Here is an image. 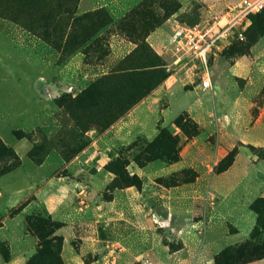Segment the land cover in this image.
Instances as JSON below:
<instances>
[{"label":"rangeland","instance_id":"374dc122","mask_svg":"<svg viewBox=\"0 0 264 264\" xmlns=\"http://www.w3.org/2000/svg\"><path fill=\"white\" fill-rule=\"evenodd\" d=\"M29 1H0V132L11 144L0 136L9 148L0 154V227L7 216L25 226L26 240L37 243L27 262L51 241L64 264H207L212 252L217 264L225 248L263 247L264 16L208 55L213 84L203 89L190 63L173 64L172 27L212 23L239 0H140L118 19L104 5L81 12V0ZM145 1L156 21L145 41L168 77L142 101L164 113L153 139L116 145L115 124L142 101L105 130L79 125L61 106L136 49L146 18L131 11ZM36 93L58 111L37 116ZM28 114V125L16 124ZM123 172L138 176L134 185L120 187L129 183ZM49 183L63 192L59 200L75 193L66 213L72 237L36 204ZM13 185L25 190L21 197L8 195ZM78 186L88 188L84 205ZM131 187L115 212V191ZM13 232L19 236L21 225ZM2 235L0 264L11 259ZM243 264H264V253Z\"/></svg>","mask_w":264,"mask_h":264},{"label":"trees","instance_id":"16d2710c","mask_svg":"<svg viewBox=\"0 0 264 264\" xmlns=\"http://www.w3.org/2000/svg\"><path fill=\"white\" fill-rule=\"evenodd\" d=\"M21 2L25 6L30 3L29 0H21ZM151 6L152 1H145L131 11L133 17L141 13L146 18L145 31L143 30L145 33L143 34L142 30H139L136 34L139 41L136 49L122 58L111 68L110 72L82 91L79 96L62 104L63 110L70 113L79 125L85 126L84 124L92 122L96 127L105 130L168 77L165 70L159 68L161 63L158 55L151 51L145 41L146 36L153 30L156 23ZM263 16L264 10L251 15L249 20L252 24L253 21ZM0 141L2 142L0 143V154H2L9 148L2 140ZM123 175L122 178L129 183L120 187L132 186L135 184L134 180L138 178V176H128L129 174L126 172H123ZM53 248L52 241L42 245L26 264H64L59 253ZM224 250L216 256L217 264H221L223 261L228 262L229 259H234L236 264H243L245 260H250L264 253V246L253 245L249 250L243 251L240 248L232 249L229 247ZM255 253L258 254L255 255Z\"/></svg>","mask_w":264,"mask_h":264},{"label":"crops","instance_id":"0c3cea01","mask_svg":"<svg viewBox=\"0 0 264 264\" xmlns=\"http://www.w3.org/2000/svg\"><path fill=\"white\" fill-rule=\"evenodd\" d=\"M140 0H81L80 4H79V9L81 12L93 9L95 7H97L98 5H104L107 6L110 13L112 14V16L115 19H118L120 17H122L126 10L129 8L130 5H134L136 3H138ZM173 29V27H172ZM172 35V34H171ZM171 45V44H170ZM50 76H53L56 74V71L51 68L50 71ZM52 78V81H53ZM200 84V83H199ZM201 86V85H200ZM202 88V87H201ZM53 93V91H51V89L49 90V96H51ZM36 95L38 96V101L40 100V104H39V108L41 109L39 111V115L37 113V116H39L40 118L46 116V115H50L53 113H56L58 111V106L57 104L53 101L50 100L49 97H47L45 100H41V96L40 94L36 93ZM151 99H155V98H151ZM43 101H49V102H43ZM43 107L47 108V110H49V112H42V110L47 111L45 109H43ZM154 105L150 104L149 102H147L146 100L142 101L136 108H134L133 110L130 111V113L128 114L127 117H125L124 119H121L119 122H117L114 126L115 128V134H114V143L116 145H120V144H126V143H131L132 141H134L135 139L139 138V137H144L147 138L149 140L153 139L157 133H158V122H159V118L161 116V113H164V111H154L153 110ZM37 109V110H38ZM29 114L26 116V118L23 120H17L16 124H20L23 123L22 125H28V118H29ZM136 117L137 118V122L134 124L132 122V118ZM150 123V135L147 136L144 132V130L146 129L147 124ZM36 126V125H35ZM34 125L28 129H26L24 126H21L20 128H23L24 130H32L34 127ZM7 134H12V128L9 130V132H7ZM0 136L2 137V139L9 145H11L8 140L4 137V134L0 132ZM151 136V137H150ZM154 164H149L147 165L145 168L147 167H154L151 166ZM145 168H140L139 171L136 170V168H133L134 171L138 172V173H145ZM149 178V177H148ZM48 182H52V180L50 179ZM47 182V183H48ZM46 184L45 186V192H44V200L43 202H41L42 200L39 199L40 201H37V205L42 204L44 210H46L47 212H49L53 218L57 219V220H62L65 222V225L62 226L59 230L58 233L62 234V235H67L65 236L66 238L68 237H72V230H71V224L70 221V217L66 216V213H68L70 210L73 209V202L74 200H76L75 198V193L70 192L66 199H63V197H61V199L59 200L60 195H64L62 194L63 192H61L60 194H56L55 193V188L54 186H52V184ZM55 183V182H54ZM63 184L66 185V183L63 182ZM74 184V183H73ZM63 185V186H65ZM13 187H15L13 185ZM130 189H134V188H127V189H119L115 191V198L114 201L116 203V205L118 203H120L122 200H124L126 202V194L128 191H130ZM8 191H10L8 194L12 198H19L22 196V194H24L25 190L20 188V187H15V188H8ZM47 190V191H46ZM13 191V192H12ZM42 192V191H41ZM7 193V192H6ZM139 194L138 192H136V190L134 191V196L137 197ZM5 196V195H4ZM139 197V196H138ZM13 202V201H11ZM35 203V201H34ZM10 204H14V203H10ZM145 204V203H143ZM146 205V204H145ZM119 205H117L116 207L118 208ZM143 206V205H142ZM127 207L128 206H124ZM123 207V208H124ZM141 207V206H140ZM145 208V206H144ZM122 209V206L120 208L117 209V213H121L119 212ZM145 211H147V209H144ZM20 215V214H19ZM19 215H17L19 217ZM201 222V221H199ZM197 222V224L199 223ZM21 225V232H19V236H17L16 234H14V225ZM25 228V226L23 224H21V222H19L16 217H11V216H7L5 217V219L3 220V225L0 227V231L1 230H6V235H2V239L6 240L9 243L10 249H11V259L8 262H3L1 264H26L28 257L33 253V250H35L36 247V242L35 240L32 241L33 238H31L30 240H26V235L23 234L22 230ZM70 233V235H68ZM27 242H29L27 244ZM216 252H212L211 253V257H209L208 259V263L207 264H214V259L213 256ZM201 257V255H200ZM200 257H198V259L200 260V263H203L204 260H202ZM185 259H181V261L179 262V264H184Z\"/></svg>","mask_w":264,"mask_h":264},{"label":"built area","instance_id":"2783aa9c","mask_svg":"<svg viewBox=\"0 0 264 264\" xmlns=\"http://www.w3.org/2000/svg\"><path fill=\"white\" fill-rule=\"evenodd\" d=\"M264 10V0H239L230 10L219 15L212 23L184 26L175 24L171 35L173 64L190 63L189 69L200 76L203 89L212 87L209 54L229 44L234 36L244 37L242 28L251 15ZM191 67V68H190ZM87 186H78L80 203H86Z\"/></svg>","mask_w":264,"mask_h":264}]
</instances>
